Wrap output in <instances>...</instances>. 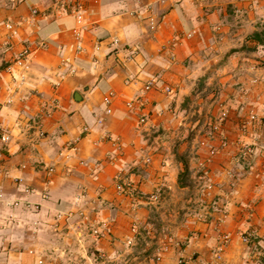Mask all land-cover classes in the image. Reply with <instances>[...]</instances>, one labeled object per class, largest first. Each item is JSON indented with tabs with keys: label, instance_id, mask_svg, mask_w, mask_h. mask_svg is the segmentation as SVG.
Here are the masks:
<instances>
[{
	"label": "crops",
	"instance_id": "0c3cea01",
	"mask_svg": "<svg viewBox=\"0 0 264 264\" xmlns=\"http://www.w3.org/2000/svg\"><path fill=\"white\" fill-rule=\"evenodd\" d=\"M75 8L85 19L80 53ZM251 9L248 0H0V122L11 135L0 140V193L39 207L11 210L0 199V264H264L261 157L238 168L241 180L225 175L253 110L258 120L244 135L264 148V51L246 48L257 29ZM25 46L32 69L18 86L7 67ZM218 103L230 115L209 146L222 135L232 144L209 158L190 133L216 120ZM71 143L78 149L66 159L60 152Z\"/></svg>",
	"mask_w": 264,
	"mask_h": 264
},
{
	"label": "built area",
	"instance_id": "2783aa9c",
	"mask_svg": "<svg viewBox=\"0 0 264 264\" xmlns=\"http://www.w3.org/2000/svg\"><path fill=\"white\" fill-rule=\"evenodd\" d=\"M13 3H16L17 0H10ZM64 1V0H62ZM74 13H75V17L77 19V23H78V27L74 29V34L77 40V45H76V52L80 53L83 50V44L81 42V38L83 36V31H82V26L84 24V14L83 11L80 8H75L74 9ZM40 14V11L38 9H34L33 10V15L37 16ZM6 26L10 29L13 30V25L11 23H7ZM159 24L158 21L155 17L150 16L149 19V27L152 31L156 30L158 28ZM14 32V30H13ZM120 42V40L118 38H114L113 39V44L118 45ZM97 50L101 49V46H97L96 47ZM33 50L32 48H30L29 46H25L16 56V58L12 61V63L7 67V69L10 71L11 75H12V79L13 82L16 85H23L24 83H26L28 81V79L30 78L29 73L32 69V56H33ZM137 50L131 49L130 53L128 55V59L132 60L134 58V55L137 53ZM70 58L65 59L64 63H69L70 62ZM254 70H257V67L254 66ZM71 72H74V69L71 70ZM255 82H257L259 80V77H255L253 79ZM158 84V80L153 78V79H149L145 85L143 90L145 92H149L152 89H154L156 87V85ZM165 91L167 93H172L173 89L170 86H166ZM115 97V93L111 92L104 100V103L106 105V111L107 113H112L113 112V99ZM139 100V99H138ZM136 103L137 100L136 99H131L128 100L126 102V106L128 107V109L133 110L136 107ZM230 115V109L229 107L225 104V103H219V113L217 115L216 120H214L211 124V130L215 133H219L223 127V125L227 122L228 118ZM258 120V113L256 111H251L249 113V115L247 117H245L239 124V128L241 131L243 132H248L250 126L252 124H254L256 121ZM142 122H146V117H143L141 119ZM89 132V127H84L83 128V133H88ZM0 140L3 141L4 143H9L11 141V135L5 131L2 123L0 122ZM219 145L218 146H209L205 141H202L200 146H206L208 148V152L209 155L215 156L220 150L225 149L228 147L229 145V141L226 137H220L219 138ZM115 144H118L117 140H114ZM78 147H77V143H71L68 145V147H66L63 151L60 152V155L62 157H65L66 159H70L73 156V152L77 151ZM254 151V147L252 146V144H244L242 145L240 152L244 153V154H251ZM54 168L51 167L49 168V172H53ZM231 174V172H230ZM94 179H98V173H96L94 175ZM23 179H19V182L22 183ZM202 181L205 184V188L207 190V192L211 193L215 187V184L212 183L209 179V176L207 173H204L202 175ZM262 185L264 186V173H263V183ZM117 188L121 193H127L129 192H134V188L130 187L129 185L126 186L125 184H123V182H118L117 183ZM24 193L26 194H32L34 192L33 189L29 188V187H25L23 189ZM45 198L48 197V194L44 195ZM4 198V195L2 193H0V199L2 200ZM4 200V204L6 205L7 208L12 209H16L22 205L26 206L27 208L30 209H38V204H35L34 202L27 200V201H23L22 199H3ZM93 232L95 235H99L100 230L98 227L93 229ZM229 239V236L226 237V240ZM242 240L245 242H249L250 241V236L243 234L242 235ZM103 257V255H102ZM217 257L218 259L222 258V248L219 249V251L217 252ZM161 260V256H157L156 261H160ZM42 263V261H41ZM180 264H187V260L184 258H181L179 261Z\"/></svg>",
	"mask_w": 264,
	"mask_h": 264
},
{
	"label": "rangeland",
	"instance_id": "374dc122",
	"mask_svg": "<svg viewBox=\"0 0 264 264\" xmlns=\"http://www.w3.org/2000/svg\"><path fill=\"white\" fill-rule=\"evenodd\" d=\"M250 3H251V5H252V9H251V12H252V14L254 15V18H255V20L254 21H252L253 22V24L254 25H256V27L259 25V24H261V23H264V0H248ZM245 8H243L242 10H244ZM251 12H243L244 14H243V16H242V18H244V17H248L249 16V14H251ZM241 13H239V15H240ZM262 51H264V49H261ZM260 50V51H261ZM260 51H257V53H260V55H263V54H261V52ZM258 65V64H257ZM259 66H261V64L259 63ZM255 71V70H254ZM256 77H259V80L257 81V82H255L253 79H252V83L254 84V85H259V83H261V77L260 76H257L256 75ZM216 97H214V99H215ZM213 99V100H214ZM140 100V99H139ZM226 104V103H225ZM218 105H219V103H218ZM227 105V104H226ZM228 106V105H227ZM229 107V106H228ZM229 109H230V107H229ZM253 111H255V110H253ZM257 112V111H256ZM241 131V130H240ZM245 133H247V132H243V131H241L240 132V134L239 135H237L236 136V140H237V144L238 145H235V146H237L236 148H237V150H236V152H235V154H234V156H233V160L231 161L232 162V165H230L229 167H227V168H225V169H228L227 171H225V175L227 176V177H229L230 179H232V180H234V181H236V180H241L243 177H244V175L242 174V172L241 171H239L238 170V168L240 167V168H242V170H243V172H245L246 170L245 169H247V170H250L252 167H254V166H256L254 163H255V160L256 159H258L259 157H261V165H260V167H261V169L256 173V175H255V178H256V180L259 182V184H257L258 186H257V188L258 189H256L257 190V192H260L261 193V189H264V186L262 185V183H263V173H264V155H260L259 156V154L261 153V152H263L264 151V148H263V146L261 145V143L259 144V142L258 141H255L256 142V144H255V142H254V140L252 141V139L255 137V136H253V135H244ZM157 134H159V132H157ZM190 134H192V136H196V137H193V139L192 140H190V143H192L191 144V146H195V148H196V150H198V148H199V146H200V144H201V142L202 141H205L208 145H209V141L208 140H212V139H215V138H217L218 137V135H216L215 134V132H213L212 130H211V127H210V124H207L206 125V129L204 130V131H202V132H198V131H196L195 133H190ZM194 134V135H193ZM219 136H221V135H219ZM199 138V139H196V138ZM203 137V139L202 140H200V138H202ZM221 137H226L227 139H228V141H229V145H228V147H230L231 146V144H232V141H231V139L229 138V135H222ZM246 139H250V141H246ZM199 140V142L197 143V141ZM254 142V143H253ZM244 144H252V146L254 147V151L251 153V154H244V153H242V152H240V149H241V147H242V145H244ZM200 147H203V148H207L206 146H200ZM239 149V150H238ZM262 150V151H261ZM264 154V153H263ZM211 156H209V158H210ZM207 160L208 159H206L205 160V162H207ZM256 163H257V161H256ZM205 164V163H204ZM202 168V167H201ZM200 168V169H201ZM203 169V168H202ZM202 173H203V171H201ZM230 172H231V174H230ZM199 174H200V170H199V172H198V176H199ZM248 174H250V173H248ZM254 174V173H253ZM209 176V175H208ZM207 192V191H206ZM145 199H148L149 198V194H143L142 195ZM252 211V209L249 211V212H251ZM224 218H225V216H224ZM255 235L254 236H252V237H250L252 240H254L255 239ZM252 242V241H251ZM103 255V258H104V256H105V254H102ZM101 255V256H102Z\"/></svg>",
	"mask_w": 264,
	"mask_h": 264
},
{
	"label": "trees",
	"instance_id": "16d2710c",
	"mask_svg": "<svg viewBox=\"0 0 264 264\" xmlns=\"http://www.w3.org/2000/svg\"><path fill=\"white\" fill-rule=\"evenodd\" d=\"M249 40L252 44L251 46L246 47L249 51H258L260 48L264 49V23H261L257 26V29L254 31V33L249 36Z\"/></svg>",
	"mask_w": 264,
	"mask_h": 264
}]
</instances>
